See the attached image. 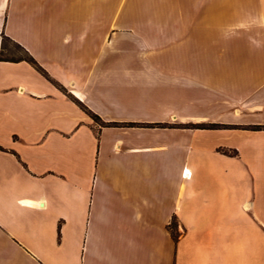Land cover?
I'll return each mask as SVG.
<instances>
[{"label":"crops","instance_id":"1","mask_svg":"<svg viewBox=\"0 0 264 264\" xmlns=\"http://www.w3.org/2000/svg\"><path fill=\"white\" fill-rule=\"evenodd\" d=\"M109 1L0 0V264H264V0Z\"/></svg>","mask_w":264,"mask_h":264},{"label":"rangeland","instance_id":"2","mask_svg":"<svg viewBox=\"0 0 264 264\" xmlns=\"http://www.w3.org/2000/svg\"><path fill=\"white\" fill-rule=\"evenodd\" d=\"M185 1L186 0H110L108 4L110 6V24L115 26L114 30L116 31L123 30L132 35H142L153 40L159 31L158 26H160L161 23L170 21L172 9H176L177 11L179 8L181 9V7L185 8ZM183 15H185L184 18L188 19L186 10ZM229 30L232 31L233 29H227V31ZM3 46V50L0 51V56L2 58H18L24 55V52L7 38L3 39ZM200 125L212 129L232 128L231 125L222 124ZM258 179L260 184L264 185V176H260ZM258 194L264 195V189L260 188Z\"/></svg>","mask_w":264,"mask_h":264},{"label":"trees","instance_id":"3","mask_svg":"<svg viewBox=\"0 0 264 264\" xmlns=\"http://www.w3.org/2000/svg\"><path fill=\"white\" fill-rule=\"evenodd\" d=\"M4 38H7L8 40H10L11 42H13L16 47L20 48L23 52H24V55L21 56V57H18V58H2L0 56V60H6V61H17V60H27L29 61L30 63H33L35 64L36 66H38L37 62L34 60V58L25 50V48H23L20 44H18L17 42L11 40L10 38H8L7 36L3 35L2 36V39L0 40V51L3 50L4 46H3V39ZM39 67V66H38ZM97 116H95L96 118ZM196 127H203V125H197Z\"/></svg>","mask_w":264,"mask_h":264},{"label":"bare ground","instance_id":"4","mask_svg":"<svg viewBox=\"0 0 264 264\" xmlns=\"http://www.w3.org/2000/svg\"><path fill=\"white\" fill-rule=\"evenodd\" d=\"M188 174V171H186V175Z\"/></svg>","mask_w":264,"mask_h":264},{"label":"built area","instance_id":"5","mask_svg":"<svg viewBox=\"0 0 264 264\" xmlns=\"http://www.w3.org/2000/svg\"><path fill=\"white\" fill-rule=\"evenodd\" d=\"M186 171H187V170H185V175H186ZM188 174H189V173H188Z\"/></svg>","mask_w":264,"mask_h":264}]
</instances>
